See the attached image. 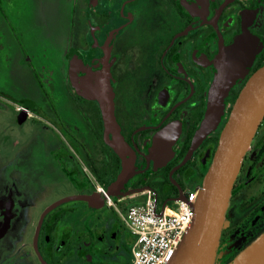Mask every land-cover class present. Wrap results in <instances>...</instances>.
<instances>
[{
	"label": "flooded vegetation",
	"instance_id": "af4514ba",
	"mask_svg": "<svg viewBox=\"0 0 264 264\" xmlns=\"http://www.w3.org/2000/svg\"><path fill=\"white\" fill-rule=\"evenodd\" d=\"M72 8L52 70L30 65L43 97L0 94V264H129L133 235L117 209L149 197L175 202L200 186L236 96L264 59V0H74ZM240 35L248 39L243 54L254 51L251 65L228 88L218 126L183 162L218 55ZM55 73L66 109L52 95ZM39 123H52L58 137L45 145L62 179L47 190L36 159L42 144L18 129ZM127 166L126 180L111 185ZM98 185L113 190L110 202ZM91 193L100 206L73 198L50 208ZM235 200L239 220L222 229L220 244L224 235L241 242L264 226V118L226 213Z\"/></svg>",
	"mask_w": 264,
	"mask_h": 264
},
{
	"label": "water",
	"instance_id": "95a60500",
	"mask_svg": "<svg viewBox=\"0 0 264 264\" xmlns=\"http://www.w3.org/2000/svg\"><path fill=\"white\" fill-rule=\"evenodd\" d=\"M245 40L248 41L247 35H240L233 45L225 48L218 55L215 76L208 91L204 117L193 134L191 145L183 162L191 156L201 140L218 126L224 114V102L228 88L234 85L243 71L251 65L254 51L249 50L243 54L242 51H247ZM249 41L252 42L250 37ZM263 118L264 62L251 73L235 98L228 118L221 129L212 162L192 202L191 222L167 264H215L219 255L218 247L226 221L232 187L243 157ZM165 133L166 131H160L158 138L162 139ZM130 172L128 166L124 167L111 185L122 184ZM106 193L111 194L113 190L106 189ZM73 198L88 200L93 207L100 206L94 201L99 197L91 193L60 198L50 208ZM184 198L185 195L182 192L176 197V199ZM226 264H264V230Z\"/></svg>",
	"mask_w": 264,
	"mask_h": 264
},
{
	"label": "rangeland",
	"instance_id": "374dc122",
	"mask_svg": "<svg viewBox=\"0 0 264 264\" xmlns=\"http://www.w3.org/2000/svg\"><path fill=\"white\" fill-rule=\"evenodd\" d=\"M73 1L4 0L3 8H5L6 15H3L0 20V94H6L19 100L23 97L34 100L43 97L39 89H36L38 86L30 65L44 63L52 70L56 63L54 55L64 45ZM39 70L43 71L42 68ZM53 76H55L53 81L55 86L52 95L56 96L60 106L66 109L64 95L59 92L63 90L60 87L61 82L56 73ZM50 120L53 121L51 118ZM0 122L5 123V117H0ZM26 123L31 122L28 120ZM36 125L38 128L35 130L31 125H20L18 129L20 128L24 137H29L27 134L30 133V136L39 139L42 144L37 150L36 159L40 163L42 190H47L62 179V171L57 164L56 157L50 152L49 146L45 145L50 144L51 141L56 142L58 137L51 130L52 123ZM30 157L33 158V156ZM241 202L235 200L232 208L226 213L225 223L227 225H233L239 220ZM241 243L238 244L241 245ZM227 255V251L219 252L216 264H226L228 261H222Z\"/></svg>",
	"mask_w": 264,
	"mask_h": 264
},
{
	"label": "built area",
	"instance_id": "2783aa9c",
	"mask_svg": "<svg viewBox=\"0 0 264 264\" xmlns=\"http://www.w3.org/2000/svg\"><path fill=\"white\" fill-rule=\"evenodd\" d=\"M104 191L106 199L109 195ZM197 190L186 193L184 199L157 203L153 197L132 203L118 214L133 235L129 264H167L175 253L192 216V202Z\"/></svg>",
	"mask_w": 264,
	"mask_h": 264
},
{
	"label": "trees",
	"instance_id": "16d2710c",
	"mask_svg": "<svg viewBox=\"0 0 264 264\" xmlns=\"http://www.w3.org/2000/svg\"><path fill=\"white\" fill-rule=\"evenodd\" d=\"M263 62H264V59L262 60V62L259 65H261ZM169 203H171V202H169ZM229 226L230 225H227L226 223H224L223 228H227ZM263 230H264V226L256 234H254V236L251 237L250 239L242 240L241 241L242 243L238 242L237 237L234 238V240L230 241V240H227L225 235L222 236L221 244L218 247V254H219V252H222V251H227V254H228L227 257L225 258V260L222 262H226V261L231 260L234 257V255L239 251V249H241V247H243L247 243L251 242ZM238 243H241V245ZM218 258L219 257L216 258L215 264L217 263Z\"/></svg>",
	"mask_w": 264,
	"mask_h": 264
}]
</instances>
